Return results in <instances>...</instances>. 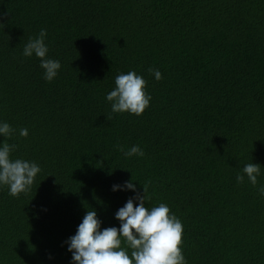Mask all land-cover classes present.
I'll list each match as a JSON object with an SVG mask.
<instances>
[{"label":"trees","instance_id":"16d2710c","mask_svg":"<svg viewBox=\"0 0 264 264\" xmlns=\"http://www.w3.org/2000/svg\"><path fill=\"white\" fill-rule=\"evenodd\" d=\"M0 23L10 159L41 169L18 197L0 185V264H72L65 242L86 211L119 229L145 185V206L182 222L186 264H264V0H0ZM41 29L61 63L51 82L23 55ZM129 71L151 96L140 116L106 99ZM248 163L261 166L256 187ZM132 178L136 192L113 191Z\"/></svg>","mask_w":264,"mask_h":264},{"label":"clouds","instance_id":"9594fccd","mask_svg":"<svg viewBox=\"0 0 264 264\" xmlns=\"http://www.w3.org/2000/svg\"><path fill=\"white\" fill-rule=\"evenodd\" d=\"M46 36V30L41 29L37 37L30 38L23 49V55L32 57L34 54L39 58L44 79L51 82L57 77L61 63L48 58ZM149 72L157 81L162 79L159 70L150 68ZM146 83L134 71L117 75L116 87L106 96L111 103L112 113L142 115L151 101V96L145 91ZM13 132L14 129L8 123H0V136L5 138L0 144V185L7 186L11 196L18 197L31 190L41 169L36 162L10 159L11 153L18 147L7 142ZM19 135L27 137L28 129H20ZM118 150L124 152L126 157L144 156L139 146H132L126 152L120 146ZM260 169L261 166L254 163H248L243 168V173L253 187L257 186ZM244 179V175L237 174V183H243ZM142 188L143 194L137 192L134 198H129L116 212L115 218L120 222L119 229L108 227L101 231V221L97 218L96 211H86L76 234L65 242L72 254V264H186L181 247L182 222L170 213V208L165 203L151 209L146 207L147 185ZM117 189L136 192V184L132 178L123 186L114 185L113 191ZM259 194L264 196V186L259 188ZM134 201H138V204Z\"/></svg>","mask_w":264,"mask_h":264}]
</instances>
